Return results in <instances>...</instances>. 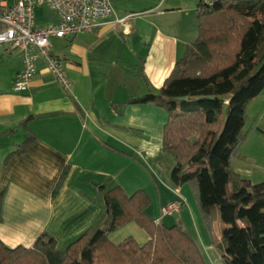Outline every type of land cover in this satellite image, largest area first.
I'll use <instances>...</instances> for the list:
<instances>
[{
  "label": "crops",
  "instance_id": "0c3cea01",
  "mask_svg": "<svg viewBox=\"0 0 264 264\" xmlns=\"http://www.w3.org/2000/svg\"><path fill=\"white\" fill-rule=\"evenodd\" d=\"M111 1L113 16L92 33L50 41L71 83L69 93L40 65L27 91L13 92L22 61L8 48L0 50V241L10 249L31 248L47 234L63 250L99 223L104 192L119 187L131 196L140 191L133 179H152L147 165L167 182L155 164L167 114L134 100L156 94L196 39L197 3L141 0L145 8L131 12L117 11ZM2 6L0 0V18ZM56 22L47 7L35 11L36 26ZM124 169L132 173L124 175ZM184 190H175L184 200L180 213ZM158 193V211L176 199ZM148 209L146 215L158 221L160 211L151 217Z\"/></svg>",
  "mask_w": 264,
  "mask_h": 264
},
{
  "label": "trees",
  "instance_id": "16d2710c",
  "mask_svg": "<svg viewBox=\"0 0 264 264\" xmlns=\"http://www.w3.org/2000/svg\"><path fill=\"white\" fill-rule=\"evenodd\" d=\"M196 3V39L159 91L134 102L166 112L162 151L174 159L171 182L191 186L210 237L218 216L221 239L211 240L223 262L264 264V183L252 184L230 166L243 137L246 107L264 90V0ZM103 200L99 223L63 250L47 234L28 249H10L0 241V264H205L179 226L166 227L146 215L150 200L142 191L127 196L115 187ZM130 223L148 241L111 242L110 235Z\"/></svg>",
  "mask_w": 264,
  "mask_h": 264
},
{
  "label": "built area",
  "instance_id": "2783aa9c",
  "mask_svg": "<svg viewBox=\"0 0 264 264\" xmlns=\"http://www.w3.org/2000/svg\"><path fill=\"white\" fill-rule=\"evenodd\" d=\"M204 1L208 3V0ZM5 3L6 0H2L0 50L8 48L17 53L22 61V68L13 83V92L27 91L40 65L61 91L69 93L71 83L63 63L52 54L50 41L92 33L113 16L112 1L13 0L11 5ZM40 7L53 11L57 22L45 27L36 26L35 11ZM176 194L179 195L178 191ZM183 204V199L178 196L161 209V216L179 213ZM156 223H160V220Z\"/></svg>",
  "mask_w": 264,
  "mask_h": 264
},
{
  "label": "rangeland",
  "instance_id": "374dc122",
  "mask_svg": "<svg viewBox=\"0 0 264 264\" xmlns=\"http://www.w3.org/2000/svg\"><path fill=\"white\" fill-rule=\"evenodd\" d=\"M113 7L116 8L117 11L124 10L139 12L145 8V3L141 0H113ZM242 136L243 137L238 146V150L230 162L231 170L240 178L250 182L252 180V182L264 180V90H262L260 95L252 100L246 107ZM161 152L162 156L156 159L155 164L164 172L167 182L163 183L147 165L146 171L149 173L148 176L150 173L153 175L152 179L149 177L151 179L149 180V178L143 176L144 174H140L137 177V181H134L133 179L134 183H132L138 185H134L132 187H134V189H140V191L144 190L145 193H148L152 201V204L150 202L148 207L149 216L158 217L160 211L159 220L163 222L164 226H179L198 244L201 255L206 261H204L205 264H225L220 257L218 248L212 243V240L215 242L217 237L218 239H221V236L218 235H221L222 224L219 221L218 216H216V218H214V222L212 223V236L210 237L206 224L204 222L202 224L200 220L201 215L199 210L196 208L197 206H195L193 202L194 198L191 193L192 188L189 184L185 185V189L188 191L189 196L185 194L186 190L183 191L184 197L187 200L182 213L179 212L171 216H161V209L164 206L158 211V191L160 192V195H163L164 193V195H167L168 197H181L180 194H176L175 191L179 187H176L170 179V173L174 166V159L171 154L163 152L162 148ZM131 171L129 169H124V175H129L132 173ZM152 181H154V183ZM129 190L130 189L128 188L127 191ZM148 195L146 194V196ZM128 237H131L138 244L142 245L146 241L147 236L138 226L130 223L111 234L110 240L114 244H119Z\"/></svg>",
  "mask_w": 264,
  "mask_h": 264
},
{
  "label": "water",
  "instance_id": "95a60500",
  "mask_svg": "<svg viewBox=\"0 0 264 264\" xmlns=\"http://www.w3.org/2000/svg\"><path fill=\"white\" fill-rule=\"evenodd\" d=\"M182 101L184 100V98L181 99Z\"/></svg>",
  "mask_w": 264,
  "mask_h": 264
}]
</instances>
